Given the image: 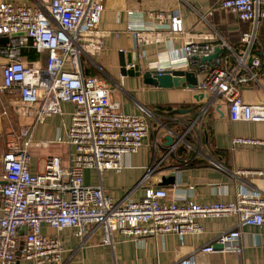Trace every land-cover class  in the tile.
<instances>
[{
    "label": "built area",
    "instance_id": "2783aa9c",
    "mask_svg": "<svg viewBox=\"0 0 264 264\" xmlns=\"http://www.w3.org/2000/svg\"><path fill=\"white\" fill-rule=\"evenodd\" d=\"M215 7L254 25L242 36L240 49L245 55L238 56L237 49L226 42L221 46L236 55L237 69L229 68V53L203 61V57L216 52V45L207 42L206 36L193 34L186 38L181 58L159 56L154 67L193 70L201 76L197 86L200 91L211 97L222 96L228 102L232 121L264 122V103H250L242 94V86L257 81L264 67V61L253 54L257 26L264 20V0H221ZM104 10L105 0L0 3V37L8 38L0 44V89L9 96L11 105L20 115L31 114L37 122L60 113L62 102L74 104L65 139L72 147L67 163L61 156L52 155L43 172L33 173L30 148L48 147L52 142L33 139L32 125L6 133L5 149L0 155V264H15L18 252L21 258L35 264H63L64 242L58 235L44 233V224L58 230L71 228L79 238L100 230L102 243L113 246L116 232L124 240L170 233L182 237L201 234L204 228L200 219L230 215L238 217V229L221 234L216 243L223 245L225 251L242 253L241 226H264V195L255 188L240 189L234 201L202 204L170 199L165 187H150L139 200L132 199L131 192L116 200L101 184L85 183V169L99 174L107 170L121 172L125 157L136 153L152 131L148 110L141 107L139 114L125 113L120 102L112 99L110 87L103 79L83 72L82 57L94 58L105 47L109 32L100 27ZM155 17L161 22L169 19L170 30L182 33L180 14L158 13ZM161 25L145 29L131 22L127 31L137 44H152L159 38L155 32L162 29ZM25 50H34L39 57L31 60L23 53ZM250 59L251 66L247 63ZM241 68L245 74H238ZM206 109L202 108L193 121L172 119L184 127L172 131L173 151L180 144L191 146L188 138ZM7 114L4 109L3 115ZM193 138L201 144L200 131ZM232 144L264 147V139L236 136ZM239 172L264 175L263 169ZM202 251H215V244Z\"/></svg>",
    "mask_w": 264,
    "mask_h": 264
},
{
    "label": "crops",
    "instance_id": "0c3cea01",
    "mask_svg": "<svg viewBox=\"0 0 264 264\" xmlns=\"http://www.w3.org/2000/svg\"><path fill=\"white\" fill-rule=\"evenodd\" d=\"M17 3H34V0H0ZM221 0H105V10L100 27L109 32L102 52L94 57H82V68L86 76L103 79L111 90L113 100L120 102L128 114H139L141 107L151 114L152 131L145 144L124 159V169L103 171L84 170V181L89 185L101 184L106 193L119 200L128 192L139 200L150 187H165L169 198L179 203L230 202L236 199L242 188L257 189L264 195V175L247 176L239 171L264 170V147L258 145H233L236 136L264 139V122L232 121L229 118L228 102L222 97H211L198 88L188 86L162 88L144 84L142 74L123 75L120 69L121 53L137 52L141 72L155 69L159 56L179 59L183 56L186 38L193 35L206 36L207 42L218 46L228 43L239 53L241 38L254 29L251 22L241 21L228 10L217 9ZM132 12V14H130ZM178 13L183 19L182 33H173L168 27L170 20L162 22L158 13ZM134 22L145 29L162 24L155 33L159 37L152 44H137L127 25ZM154 34V31H151ZM118 34V35H117ZM258 40L253 54L264 61V20L257 26ZM229 53V68H238V59L227 47L221 54ZM248 63V61H247ZM68 68L71 67L68 65ZM188 70L186 68H181ZM241 68L238 74H245ZM198 81L201 76H198ZM242 94L250 103H264V67L259 79L242 86ZM207 107L203 119L195 126V135L201 133L200 145L193 134L189 136L191 146L180 144L173 151L166 145V136L173 130H184L182 124L172 119L185 118L193 121L197 113ZM176 109L189 110L175 113ZM74 104L61 103V112L35 121L31 114L23 117L21 126H33V139L49 140L48 147L30 148V169L33 173L45 170L47 159L59 155L67 163L72 150L65 143L66 134L72 124ZM169 125V128L167 126ZM1 126V122H0ZM13 129V128H12ZM11 130V129H10ZM8 130V131H10ZM5 149V138L2 151ZM1 151V153H2ZM204 228L201 234H177L145 236L138 240H124L121 233L114 234L113 246L102 243L100 230L79 238L71 228L55 229L46 224L42 230L49 235L62 238L65 251L63 264H264V226H241L240 245L243 252L223 250L216 243L226 232L238 229V217L199 220ZM24 233L25 229H21ZM215 244V251L203 252L202 248ZM18 264H35L18 256Z\"/></svg>",
    "mask_w": 264,
    "mask_h": 264
},
{
    "label": "water",
    "instance_id": "95a60500",
    "mask_svg": "<svg viewBox=\"0 0 264 264\" xmlns=\"http://www.w3.org/2000/svg\"><path fill=\"white\" fill-rule=\"evenodd\" d=\"M21 34H27V32H21ZM16 35V34H14ZM8 41L7 37H0V44H4ZM222 52V47H216V52L203 57V61H210L217 58ZM251 59L248 60V65L251 66ZM120 69L123 75H135L140 76L142 74L143 82L147 85L158 86L162 88L180 87L188 86L189 88H197L198 77L195 71L185 70V69H149L141 72L138 53L137 52H127L121 53L120 55ZM189 110L186 109H176L175 113L183 114L187 113ZM167 128L171 129L169 125ZM175 142V137L173 135L166 136V145L170 146ZM221 247L223 245L219 244ZM20 256V252L17 253ZM15 264H18L16 262Z\"/></svg>",
    "mask_w": 264,
    "mask_h": 264
},
{
    "label": "rangeland",
    "instance_id": "374dc122",
    "mask_svg": "<svg viewBox=\"0 0 264 264\" xmlns=\"http://www.w3.org/2000/svg\"><path fill=\"white\" fill-rule=\"evenodd\" d=\"M2 62L3 60L0 58V86L2 84ZM4 109L8 110L7 115H3ZM0 155H1V149H2V144L4 141V137L8 130L14 128H19L21 124H23V117L20 116L17 113L16 106L11 105V100L9 96L5 93L2 92L0 89Z\"/></svg>",
    "mask_w": 264,
    "mask_h": 264
},
{
    "label": "trees",
    "instance_id": "16d2710c",
    "mask_svg": "<svg viewBox=\"0 0 264 264\" xmlns=\"http://www.w3.org/2000/svg\"><path fill=\"white\" fill-rule=\"evenodd\" d=\"M241 42H242V38H241ZM232 46V45H231ZM241 46V44L239 45ZM233 47V46H232ZM23 53L27 56L30 57L31 60L37 59L39 57V55L34 51V50H25L23 51ZM6 136V135H5ZM5 138V137H4Z\"/></svg>",
    "mask_w": 264,
    "mask_h": 264
}]
</instances>
